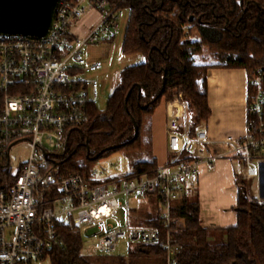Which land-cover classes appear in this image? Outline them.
I'll list each match as a JSON object with an SVG mask.
<instances>
[{"label":"built area","instance_id":"2783aa9c","mask_svg":"<svg viewBox=\"0 0 264 264\" xmlns=\"http://www.w3.org/2000/svg\"><path fill=\"white\" fill-rule=\"evenodd\" d=\"M124 1L59 0L46 37L0 35V170L11 179L0 184V264L49 259L50 251L62 247L56 227L69 222L83 236L85 256L110 255L120 240L156 243L155 228L130 225L127 217L116 227L111 220L122 208L127 210L130 196H154L163 228L180 224L172 211L186 196L188 182L196 179L202 164L221 158L206 152L204 127L189 136L187 104L175 99L171 104L178 114L169 116L166 126L169 157L153 176H129L121 156L97 160L88 176L65 177L48 168L64 153L67 130L86 123L89 110L97 108L102 85L93 74L103 64L86 61L83 49L114 39ZM91 11L99 14L98 23L76 36L73 29ZM261 81L259 75L249 81L253 96L248 110L257 118L264 105ZM225 143L243 164L245 176L257 178L264 165V125L257 130L247 125L243 138L228 137ZM122 196L126 205L119 201ZM165 249L167 264H176L177 245L168 239Z\"/></svg>","mask_w":264,"mask_h":264},{"label":"trees","instance_id":"16d2710c","mask_svg":"<svg viewBox=\"0 0 264 264\" xmlns=\"http://www.w3.org/2000/svg\"><path fill=\"white\" fill-rule=\"evenodd\" d=\"M108 2L116 5L121 0ZM120 7L130 12L122 55L142 62L120 72L105 111L93 107L86 123L67 130L64 153L48 164L65 177L88 176L97 160L116 153L129 160V176H153L157 162L151 116L163 97L166 102L180 99L190 112L189 136L194 137L210 114L207 71L212 67L245 70L248 109L254 75L262 77L264 92V0H126ZM195 33L198 39L192 40ZM203 48L215 62L195 63ZM2 97L0 92V101ZM262 111L257 118L248 110L247 125L254 130L264 125V105ZM10 180L0 170V184ZM236 188L235 227L202 228L197 198L185 196L172 211L181 220L178 225L163 228L159 211L156 217L134 219V226L155 228L158 241L133 244L127 258L84 256L78 229L71 222L57 226L62 247L49 252L50 264H167L168 239L177 245L176 264H264V201L249 197L239 179ZM151 198L157 202L154 196L147 200Z\"/></svg>","mask_w":264,"mask_h":264},{"label":"crops","instance_id":"0c3cea01","mask_svg":"<svg viewBox=\"0 0 264 264\" xmlns=\"http://www.w3.org/2000/svg\"><path fill=\"white\" fill-rule=\"evenodd\" d=\"M99 21V14L89 12L73 29L76 36H84ZM76 30V32H75ZM247 73L239 68L212 67L207 71V104L209 117L202 125L207 136L208 155L221 156L212 165L202 164L196 179L188 182L199 205L202 228L227 229L236 226V180L245 175L243 164L230 155L228 137L240 140L247 133ZM177 106L161 101L151 116V146L157 166L169 154L166 148V126L169 116L177 115ZM260 182L264 178V165L260 167ZM186 197L189 198L188 193ZM250 197V196H249ZM257 200L264 201L261 193Z\"/></svg>","mask_w":264,"mask_h":264},{"label":"rangeland","instance_id":"374dc122","mask_svg":"<svg viewBox=\"0 0 264 264\" xmlns=\"http://www.w3.org/2000/svg\"><path fill=\"white\" fill-rule=\"evenodd\" d=\"M129 17V10L127 8L121 9L119 14L118 29L116 31L114 39L112 41L110 39H105L104 41L87 46L83 49V57L86 61H100L103 64V68L101 69V71L93 74V77L97 78L102 85L99 103L97 105V110L100 112L105 111L108 99L112 94L114 86L118 82L120 72L130 66L142 62V59L139 57H125L122 55V43L128 25ZM190 38L192 40H197L198 34L195 33ZM195 60V63L201 65L215 62L212 54H210L207 48H203L201 55L197 56ZM20 155L21 157H23L26 155V152L22 151ZM118 156H123L122 160L124 163V168L126 170H130L129 160L124 155L116 153L110 157L115 158ZM13 163L17 164L16 162ZM240 181L245 185L247 193L251 198H259L260 193L262 198H264V178H262L260 182L258 177L247 178L245 175H241ZM187 193L191 200H195L193 192ZM119 201L126 205V200L123 196L119 197ZM158 211L159 205L157 204L155 198H151L149 200H139L130 196L127 210L124 208L119 210L116 214V217L113 218L111 222L116 227H122L126 223L127 217L130 225H133L134 219L141 220L146 216L156 217L158 215ZM134 246L135 245L129 243L127 240H120L117 242L116 249L113 253H111L110 255L102 256L110 258H127L129 252L133 249ZM38 264H50V259H46Z\"/></svg>","mask_w":264,"mask_h":264},{"label":"water","instance_id":"95a60500","mask_svg":"<svg viewBox=\"0 0 264 264\" xmlns=\"http://www.w3.org/2000/svg\"><path fill=\"white\" fill-rule=\"evenodd\" d=\"M59 0H0V35L42 39L49 33ZM128 97V96H127ZM134 135L137 126L133 121ZM113 150L118 147L111 148Z\"/></svg>","mask_w":264,"mask_h":264}]
</instances>
